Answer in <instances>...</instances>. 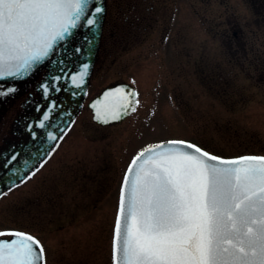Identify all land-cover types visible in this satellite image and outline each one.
Returning <instances> with one entry per match:
<instances>
[{"label":"rangeland","instance_id":"rangeland-1","mask_svg":"<svg viewBox=\"0 0 264 264\" xmlns=\"http://www.w3.org/2000/svg\"><path fill=\"white\" fill-rule=\"evenodd\" d=\"M132 1L108 0L110 22L89 97L115 80L134 81L137 111L98 126L83 109L53 157L0 196V228L41 236L48 264H111L121 173L145 144L178 137L224 156L264 153L260 1L172 0L169 40L159 20L143 44L118 43L116 33L131 28L134 10L123 15L115 3Z\"/></svg>","mask_w":264,"mask_h":264},{"label":"snow or ice","instance_id":"snow-or-ice-1","mask_svg":"<svg viewBox=\"0 0 264 264\" xmlns=\"http://www.w3.org/2000/svg\"><path fill=\"white\" fill-rule=\"evenodd\" d=\"M95 3L0 0V80L31 75L74 30L96 27L104 8L93 7ZM88 67L83 65L70 77L72 86L82 87ZM62 79L53 76L52 83L41 86L45 99L60 90ZM15 91L10 88L0 95ZM137 97L136 91L124 88L105 93L110 102L97 110L96 118L101 119L102 111L107 123L135 112ZM57 107L50 101L38 127L48 126L45 122ZM57 138L48 133L49 140ZM112 260L264 264V156L223 159L185 140L148 145L133 158L122 183ZM0 264H46L45 249L29 233L0 231Z\"/></svg>","mask_w":264,"mask_h":264},{"label":"flooded vegetation","instance_id":"flooded-vegetation-1","mask_svg":"<svg viewBox=\"0 0 264 264\" xmlns=\"http://www.w3.org/2000/svg\"><path fill=\"white\" fill-rule=\"evenodd\" d=\"M171 1L172 0H133L132 2H130L131 5H129L128 3L126 5H117L115 3L116 7L119 6V10H121V14L123 13V15L125 11L134 10V17L131 22V28L123 32L117 31V42L121 43L126 41L128 43L131 42V44L133 42L136 45L143 44L148 39L149 34L158 26H161L159 20L165 21V23L163 22L162 25V30L166 34V39L164 40H169V31L171 27L170 22L166 24V20H169V18L172 17V11L174 10L172 9L171 11ZM259 1L264 8V0ZM106 5L107 13L103 27L101 44L97 54V58L95 60L92 75L89 80L87 93L82 101L81 107L73 116H71V105L65 108L59 107L61 102H66L65 92L63 89L66 85L65 80L63 81L62 79L59 82L58 87L60 90L51 92L48 99L44 98L41 86L45 83H52L51 78L53 76L59 75L63 77L66 73H70V71L72 72L76 69V64L78 61L75 57L80 53V50H77L78 43L76 42L72 44L71 50L65 53L64 56L66 57V59L61 60V63H59L60 65L57 69H53L51 67L42 68L33 77L26 80L14 82L0 81V91H7L10 88L16 89L15 92H9L7 95H0V180L6 176L8 170L16 163L35 162L36 164H34L26 172L25 176L15 186L28 180L29 176H33V171H35L36 173L37 168H42L40 167L41 163H43L44 165L53 157L54 153L58 149L65 136L71 131V128L77 120L79 114L85 108L89 110L93 124L98 126H110L118 124L130 117L129 115L118 123L102 125L93 120L92 111L88 106V101L92 97L97 95L105 86L125 80L119 79L110 82L109 84L104 85L97 93L89 97L91 82L98 63H100L101 59L100 54L102 52L103 42L107 34L106 28H108V22H110L108 17L110 2L108 3V0H106ZM226 35L229 36V39H231L229 32H227ZM125 81L131 82L136 88L138 93L137 98L139 100L140 106L141 98L138 85L134 81ZM50 101H55L58 107L52 114L51 120L45 122L48 126H46L45 128H40L38 127V124L42 121L44 113L50 107ZM74 103L76 102L74 101ZM139 106L137 107V109L139 108ZM49 132L58 137L56 141H51L48 139ZM133 154L134 153L130 155L127 162L131 159ZM13 156L16 157L15 160L12 159ZM45 160L47 161L46 163H44ZM124 170L125 166L122 170L117 190L115 213L110 238V253L116 214L119 207ZM15 186L5 188L3 193L14 188ZM10 230L23 231L39 239L45 249V261L46 264H48V250L46 249L45 242L43 238H41V236L17 227L0 228V231Z\"/></svg>","mask_w":264,"mask_h":264},{"label":"water","instance_id":"water-1","mask_svg":"<svg viewBox=\"0 0 264 264\" xmlns=\"http://www.w3.org/2000/svg\"><path fill=\"white\" fill-rule=\"evenodd\" d=\"M95 6H101L104 8V12L101 13L99 16L98 25L92 29H89L87 27H81L77 30H74L73 36L69 37L67 40L61 42V44L57 46V50L52 54V56L48 60H46L42 65H38L37 70L34 71L31 75H26L23 78V79H26V78L31 77L39 69H41L43 67H51L53 69H57L60 65L59 63H61V60L66 59V57L64 55L66 52L71 50L72 44L74 42L78 43L77 50L78 51L80 50V53L78 56L75 57L78 62L76 64V71L72 74V76L78 74L81 71L83 65L87 64L89 67H88L87 75L85 77V81H84L81 88H76V87L72 86L71 81H70L71 74L67 75L68 82L66 83V85L63 88L64 92H65L66 102H61L59 107L65 108V107H69L71 105V116H73L78 111V109L81 107L82 101L84 99V96H85V93L87 90L88 81L90 79L91 72H92L94 62L96 59V54L98 52L100 42H101L103 24H104V19H105V14H106V0H96V3L93 5V7H95ZM74 49H75V47H74ZM23 79H16V78L9 77V78L3 79L2 81H20ZM117 88H124L126 90L136 91L134 89V87L128 82H119V83H116L114 85L106 87L98 96H96L94 99H92L89 102V106L93 110V118L95 121L102 123V124L114 123V122L120 121L121 119L125 118L128 114L131 113V112H129L128 114L123 115L118 120L109 119V122H107V123L103 122L105 117H103L102 111H101V119L96 118L97 117V110L98 109L102 110L103 105L110 102L109 100L105 99V93L113 91ZM74 101L76 103H74ZM94 104L96 105V108L93 107ZM167 141H169V140L158 142L155 144H159V143H163V142H167ZM201 149H203V148H201ZM204 151H206V150H204ZM210 154H212V153H210ZM212 155H215V154H212ZM253 155L254 156H264V155H256V154H246V155H241V156H236V157H222V156H219V157H221L223 159H236V158H239L242 156H253ZM216 156H218V155H216ZM34 164H36V163L31 162V163H16V164H14L13 167H11L8 170L6 176L0 180V193L2 192L3 189L8 188L11 185H14L17 182H19L25 176L26 172ZM5 239H11V237L5 238Z\"/></svg>","mask_w":264,"mask_h":264}]
</instances>
